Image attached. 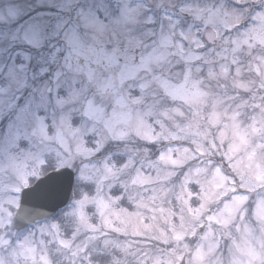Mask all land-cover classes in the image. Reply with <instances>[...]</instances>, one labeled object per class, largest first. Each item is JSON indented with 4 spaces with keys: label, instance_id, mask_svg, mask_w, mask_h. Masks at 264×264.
Segmentation results:
<instances>
[{
    "label": "rangeland",
    "instance_id": "obj_1",
    "mask_svg": "<svg viewBox=\"0 0 264 264\" xmlns=\"http://www.w3.org/2000/svg\"><path fill=\"white\" fill-rule=\"evenodd\" d=\"M260 5L0 0V264H264ZM50 167L77 199L12 233Z\"/></svg>",
    "mask_w": 264,
    "mask_h": 264
},
{
    "label": "water",
    "instance_id": "obj_2",
    "mask_svg": "<svg viewBox=\"0 0 264 264\" xmlns=\"http://www.w3.org/2000/svg\"><path fill=\"white\" fill-rule=\"evenodd\" d=\"M74 170L66 168L38 181L22 193L14 228L21 232L39 221L54 217L74 199ZM181 264H185L183 259Z\"/></svg>",
    "mask_w": 264,
    "mask_h": 264
},
{
    "label": "flooded vegetation",
    "instance_id": "obj_3",
    "mask_svg": "<svg viewBox=\"0 0 264 264\" xmlns=\"http://www.w3.org/2000/svg\"><path fill=\"white\" fill-rule=\"evenodd\" d=\"M264 1V0H263Z\"/></svg>",
    "mask_w": 264,
    "mask_h": 264
},
{
    "label": "trees",
    "instance_id": "obj_4",
    "mask_svg": "<svg viewBox=\"0 0 264 264\" xmlns=\"http://www.w3.org/2000/svg\"><path fill=\"white\" fill-rule=\"evenodd\" d=\"M154 152V151H153Z\"/></svg>",
    "mask_w": 264,
    "mask_h": 264
}]
</instances>
